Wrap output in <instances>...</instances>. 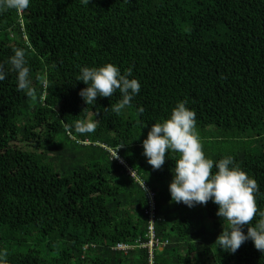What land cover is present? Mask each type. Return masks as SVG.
Masks as SVG:
<instances>
[{"label":"trees","instance_id":"16d2710c","mask_svg":"<svg viewBox=\"0 0 264 264\" xmlns=\"http://www.w3.org/2000/svg\"><path fill=\"white\" fill-rule=\"evenodd\" d=\"M16 48L31 95L8 63ZM106 63L141 84L119 115L118 91L93 105L79 95L80 67ZM0 64V264H264L251 240L219 247L229 225L211 200L172 201L178 154L160 169L143 155L152 125L185 101L205 156L233 157L264 210V0H30L0 9Z\"/></svg>","mask_w":264,"mask_h":264},{"label":"clouds","instance_id":"9594fccd","mask_svg":"<svg viewBox=\"0 0 264 264\" xmlns=\"http://www.w3.org/2000/svg\"><path fill=\"white\" fill-rule=\"evenodd\" d=\"M81 3L89 5L90 0H81ZM29 4L30 0H0V9L19 12L27 9ZM13 53L8 63L17 74V91L27 90L28 95H31L26 53L21 48L14 49ZM131 76V68L121 73L120 68L112 63L99 67H80L77 81H83L87 87L81 89L79 95L87 105H93L98 96L111 97L118 91L121 99L111 105V110L119 115L141 90L140 82L136 78L130 79ZM5 77V65L0 64V81ZM72 127L78 134L92 133L96 122L76 121ZM143 149V155L153 169L162 167L166 152L178 154L173 179L169 184L173 202L193 207L211 200L218 205L217 216L229 225L228 230H224L217 238L216 243L220 248L234 254L244 242L251 240L257 250L264 252V210H258L256 205L255 195L259 193L257 181L237 167L231 156L215 162L205 156L196 132L195 112L186 107L185 101L176 104L169 118L152 125L147 138L143 140ZM116 157L117 154L113 158ZM117 158L124 164L120 157ZM214 166L215 172L212 171ZM137 181L148 192L151 202H154L155 193L141 178H137ZM254 216L257 219L253 225ZM244 225H248L246 233L242 230Z\"/></svg>","mask_w":264,"mask_h":264},{"label":"built area","instance_id":"2783aa9c","mask_svg":"<svg viewBox=\"0 0 264 264\" xmlns=\"http://www.w3.org/2000/svg\"><path fill=\"white\" fill-rule=\"evenodd\" d=\"M153 213V212H152ZM152 221H153V218H152ZM153 223V222H152ZM150 230H151V233H152V236L153 238L151 239L150 241V244H149V247L152 249L153 246H154V243L156 242V239H155V235H154V228L153 226L151 225L150 227ZM116 250H121V251H124V252H127L128 250H130L131 248L129 246H126V245H123V244H118L117 247H115Z\"/></svg>","mask_w":264,"mask_h":264},{"label":"rangeland","instance_id":"374dc122","mask_svg":"<svg viewBox=\"0 0 264 264\" xmlns=\"http://www.w3.org/2000/svg\"><path fill=\"white\" fill-rule=\"evenodd\" d=\"M200 135V134H199ZM121 162H123V161H121ZM161 248H163V247H161Z\"/></svg>","mask_w":264,"mask_h":264}]
</instances>
